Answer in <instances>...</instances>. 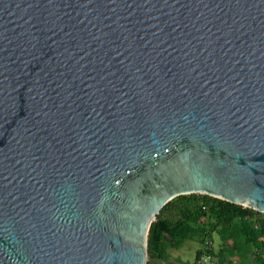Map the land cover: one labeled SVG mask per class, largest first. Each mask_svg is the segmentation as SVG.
Returning a JSON list of instances; mask_svg holds the SVG:
<instances>
[{"label":"water","instance_id":"obj_1","mask_svg":"<svg viewBox=\"0 0 264 264\" xmlns=\"http://www.w3.org/2000/svg\"><path fill=\"white\" fill-rule=\"evenodd\" d=\"M189 194L264 215V0H0V264H146Z\"/></svg>","mask_w":264,"mask_h":264},{"label":"trees","instance_id":"obj_2","mask_svg":"<svg viewBox=\"0 0 264 264\" xmlns=\"http://www.w3.org/2000/svg\"><path fill=\"white\" fill-rule=\"evenodd\" d=\"M194 239L199 249L193 264L204 254L217 264H264V215L199 194L177 196L162 207L148 229L146 264L179 263L170 251Z\"/></svg>","mask_w":264,"mask_h":264},{"label":"rangeland","instance_id":"obj_3","mask_svg":"<svg viewBox=\"0 0 264 264\" xmlns=\"http://www.w3.org/2000/svg\"><path fill=\"white\" fill-rule=\"evenodd\" d=\"M211 246L213 249H216L218 246L217 237L214 235L212 236ZM197 249H199V244L194 239L191 241L183 242L181 247L178 250H172L170 251L169 254H170L171 260L175 258L179 259V263H175V264H193L194 255Z\"/></svg>","mask_w":264,"mask_h":264},{"label":"built area","instance_id":"obj_4","mask_svg":"<svg viewBox=\"0 0 264 264\" xmlns=\"http://www.w3.org/2000/svg\"><path fill=\"white\" fill-rule=\"evenodd\" d=\"M198 264H217L215 261L212 260V258L206 254L200 256L198 259Z\"/></svg>","mask_w":264,"mask_h":264}]
</instances>
